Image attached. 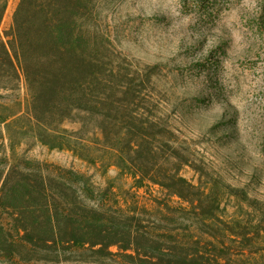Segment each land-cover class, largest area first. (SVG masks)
Segmentation results:
<instances>
[{
  "label": "trees",
  "instance_id": "1",
  "mask_svg": "<svg viewBox=\"0 0 264 264\" xmlns=\"http://www.w3.org/2000/svg\"><path fill=\"white\" fill-rule=\"evenodd\" d=\"M101 1L20 0L6 42L10 0H0V264H260L246 228L221 216L206 169L150 115L159 104L150 75L114 51ZM30 141L104 173L117 167L164 197L123 200L112 183L99 189L72 168L27 166L17 149ZM186 165L200 173L197 184Z\"/></svg>",
  "mask_w": 264,
  "mask_h": 264
},
{
  "label": "rangeland",
  "instance_id": "2",
  "mask_svg": "<svg viewBox=\"0 0 264 264\" xmlns=\"http://www.w3.org/2000/svg\"><path fill=\"white\" fill-rule=\"evenodd\" d=\"M19 1L10 0L2 22L6 42ZM96 7L116 54L150 75L147 90L159 101L150 115L169 124L191 162L206 169L223 196L221 216L246 228L247 248L264 264V0H102ZM17 150L47 173L72 168L99 189L112 183L123 200L129 194L151 205L152 196L164 197L158 185L139 189L117 167L104 173L68 150L33 141ZM182 172L198 183L191 166ZM117 260L104 264H131Z\"/></svg>",
  "mask_w": 264,
  "mask_h": 264
}]
</instances>
